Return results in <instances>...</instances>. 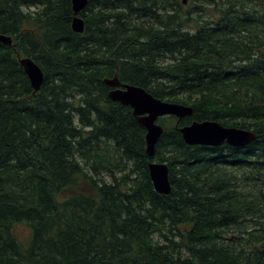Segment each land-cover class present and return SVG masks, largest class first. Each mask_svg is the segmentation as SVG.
Returning <instances> with one entry per match:
<instances>
[{"label":"trees","instance_id":"1","mask_svg":"<svg viewBox=\"0 0 264 264\" xmlns=\"http://www.w3.org/2000/svg\"><path fill=\"white\" fill-rule=\"evenodd\" d=\"M80 16L83 34L71 0H0V264H264V0H89ZM115 76L193 108L158 120L153 157ZM206 121L258 139L187 145L180 128Z\"/></svg>","mask_w":264,"mask_h":264},{"label":"water","instance_id":"2","mask_svg":"<svg viewBox=\"0 0 264 264\" xmlns=\"http://www.w3.org/2000/svg\"><path fill=\"white\" fill-rule=\"evenodd\" d=\"M71 1L74 14L72 30L77 34H83L85 22L80 13L88 6L89 0ZM184 3L186 4L187 0H184ZM12 42L11 36L0 34V43L11 46ZM19 63L29 78L34 92H39L45 81L41 67L30 57H20ZM105 84L111 88L110 99L122 106L130 107L138 123L146 129V153L149 157L154 156L156 144L164 131L158 123L160 118L172 116L180 121L193 114L192 107L159 100L142 87L121 83L117 76L105 79ZM180 133L189 146L221 147L227 144L235 148H244L258 139V135L253 131L226 127L214 121L193 122L180 128ZM148 169L155 192L169 195L172 186L168 165L152 161Z\"/></svg>","mask_w":264,"mask_h":264},{"label":"rangeland","instance_id":"3","mask_svg":"<svg viewBox=\"0 0 264 264\" xmlns=\"http://www.w3.org/2000/svg\"><path fill=\"white\" fill-rule=\"evenodd\" d=\"M18 233H19L20 237L24 238L25 236L28 235V229L25 226H20L18 229ZM158 236L155 237L156 240H159Z\"/></svg>","mask_w":264,"mask_h":264}]
</instances>
